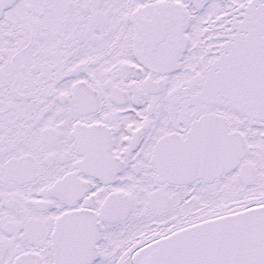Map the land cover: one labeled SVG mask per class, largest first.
<instances>
[{
  "label": "snow or ice",
  "instance_id": "obj_1",
  "mask_svg": "<svg viewBox=\"0 0 264 264\" xmlns=\"http://www.w3.org/2000/svg\"><path fill=\"white\" fill-rule=\"evenodd\" d=\"M0 264H264V0H0Z\"/></svg>",
  "mask_w": 264,
  "mask_h": 264
}]
</instances>
